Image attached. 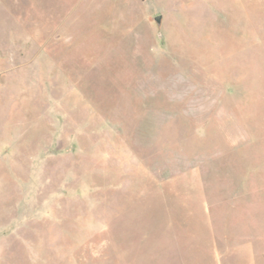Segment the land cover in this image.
Wrapping results in <instances>:
<instances>
[{
	"label": "rangeland",
	"instance_id": "rangeland-1",
	"mask_svg": "<svg viewBox=\"0 0 264 264\" xmlns=\"http://www.w3.org/2000/svg\"><path fill=\"white\" fill-rule=\"evenodd\" d=\"M0 264H264V0H0Z\"/></svg>",
	"mask_w": 264,
	"mask_h": 264
},
{
	"label": "water",
	"instance_id": "water-1",
	"mask_svg": "<svg viewBox=\"0 0 264 264\" xmlns=\"http://www.w3.org/2000/svg\"><path fill=\"white\" fill-rule=\"evenodd\" d=\"M160 20H161V17L160 16H156L154 17V21L159 24L160 23Z\"/></svg>",
	"mask_w": 264,
	"mask_h": 264
},
{
	"label": "crops",
	"instance_id": "crops-1",
	"mask_svg": "<svg viewBox=\"0 0 264 264\" xmlns=\"http://www.w3.org/2000/svg\"><path fill=\"white\" fill-rule=\"evenodd\" d=\"M233 98V97H232ZM234 99V98H233Z\"/></svg>",
	"mask_w": 264,
	"mask_h": 264
}]
</instances>
